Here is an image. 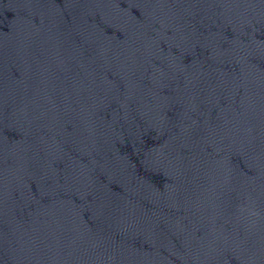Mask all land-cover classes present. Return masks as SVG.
Returning <instances> with one entry per match:
<instances>
[{
	"label": "water",
	"instance_id": "1",
	"mask_svg": "<svg viewBox=\"0 0 264 264\" xmlns=\"http://www.w3.org/2000/svg\"><path fill=\"white\" fill-rule=\"evenodd\" d=\"M0 264H264V0H0Z\"/></svg>",
	"mask_w": 264,
	"mask_h": 264
}]
</instances>
